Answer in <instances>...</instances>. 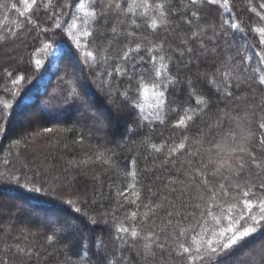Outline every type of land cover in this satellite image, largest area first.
<instances>
[{
    "label": "trees",
    "instance_id": "obj_1",
    "mask_svg": "<svg viewBox=\"0 0 264 264\" xmlns=\"http://www.w3.org/2000/svg\"><path fill=\"white\" fill-rule=\"evenodd\" d=\"M261 2L264 0H229L228 11L208 0H199L195 7L189 0H167L171 15L167 23L158 21L155 31L143 23L148 17H140V10L136 16L109 14L96 24L94 42L87 49H76L72 37L64 31L75 11L68 7L72 0H52L48 7L38 0L31 14L24 17L14 10L0 8V254L12 249L8 252L9 264H109L113 260L119 264H184L170 247L156 249L155 257L145 259L143 241L132 240L128 235L117 239L116 226L131 211H138L140 216L147 211L143 204L151 197L148 189L168 192L170 188L164 186L169 178L183 179L189 165L215 159L209 155V141L215 133L209 135V130L217 125V117L225 113L251 121L255 139L249 147L257 160H264V145L259 142L264 129L258 127L264 122V84L259 82V76L264 75V62L257 55L264 53V45L252 31L264 23L250 10H259ZM0 3L9 5V9L11 3H17L23 10L19 0ZM193 10L199 13V26L206 30L203 39L207 52L200 48L199 39H192L187 45L181 43L191 36L184 20ZM53 13L60 17L59 21ZM131 19H136L140 27L132 25ZM233 19L242 31L227 26L221 29L224 20ZM56 22L61 23L60 29L55 28ZM113 27L123 35L114 37ZM44 28L49 31L43 32ZM129 32L135 35H127ZM214 33L218 35L213 53L208 37ZM45 43L50 44L47 50ZM137 43L141 45L140 51L122 61L123 52ZM156 44H163L162 54L171 57L167 63L174 81L167 87L161 85L165 92L160 110L163 123L154 115L151 122L143 119L156 111L157 99L151 87L156 79L151 60L154 53L147 51ZM14 45L21 48L19 58H5L7 49ZM54 45L59 46L60 53L51 68L49 51ZM186 47L193 51L181 56ZM98 49H107L102 53L109 57L106 63L84 62L83 51L96 54ZM229 55L238 70L233 73L236 79L232 81L231 96L217 91L211 82L214 77L219 79L217 69ZM36 59L41 60L39 67L35 65ZM117 63L125 69L123 74L112 71ZM109 71L111 76L107 75ZM21 76L24 79L14 85L13 80ZM69 77L81 95L86 93V105L80 99L67 97L69 86L65 81ZM141 77L149 84L146 96L138 91ZM197 99L204 103L197 105ZM5 102L8 108L3 107ZM187 109H194L198 118L187 130L174 127ZM185 137L186 150L174 155L171 161L166 159L167 149L155 153L150 147L151 143L173 146ZM99 153H104V157L97 160ZM213 171V167L206 169L210 186L240 179L258 189L264 183V169L252 166L246 167L240 177H231L223 169L213 176ZM35 173H40L49 185L54 177L59 178V190L53 192L46 187L44 192L37 193L12 179L13 174L30 178ZM129 183H135L141 194L139 208L118 195ZM175 188V194L168 199L177 208L183 202H198L199 187L177 183ZM126 195L129 200L135 198L131 191ZM174 225L177 218L169 223L166 214L159 211L147 224L138 221V228L156 231L161 242L171 247L175 246L171 240ZM178 227L190 230L195 221ZM53 233L55 236L49 241ZM262 246L264 228H258L230 254H222L219 264H259V255L250 262L249 254L253 250L259 253ZM17 247L30 248L36 255L18 256Z\"/></svg>",
    "mask_w": 264,
    "mask_h": 264
},
{
    "label": "snow or ice",
    "instance_id": "obj_2",
    "mask_svg": "<svg viewBox=\"0 0 264 264\" xmlns=\"http://www.w3.org/2000/svg\"><path fill=\"white\" fill-rule=\"evenodd\" d=\"M43 3L45 7L51 6L52 0H39ZM199 0H189L191 6L195 7ZM19 3L23 5V10L18 6L17 3H11L10 9L9 5L0 3V8H5L8 10H14L19 14V16L24 17L26 14H31L33 8L38 5V0H19ZM210 4H217L221 8L230 11L229 0H208ZM68 7H74L75 11L72 13L71 20L67 24L64 31L72 37L76 49H87L91 43L94 42L96 35V24L103 17L109 14H122L127 16L128 13H132L133 16L137 15V10L139 11L140 17H148L143 23L149 25L152 30L158 28V21L167 23L168 17L171 15L170 6L167 4V0H72V3ZM254 12L259 20L264 23V2L259 4V10L256 7L250 9ZM155 16H152V13ZM63 13H61L62 15ZM187 14V13H185ZM56 16V20L59 21L60 17ZM200 16L198 11H191L188 19L184 20V23L189 26V31L191 32L190 37H186L181 41L182 44L187 45L192 39L200 40V48L207 52L209 51L207 43L203 39L206 35V30L199 26ZM130 23L135 25L137 28L140 24L137 23L136 19H131ZM231 30L242 31L239 23L234 19L230 22L224 20L221 25V29L224 27ZM55 28L60 29L61 23L56 22ZM43 32H48V28L42 29ZM259 36V43L264 45V26H258L252 29ZM112 33L115 36L123 35L122 33H117L115 27L112 28ZM226 35V32L224 33ZM127 35L134 36V32H129ZM218 33H214L213 36L208 37V41L213 44L210 49L213 53L216 51ZM50 48V44H44V50ZM141 45L137 43L135 47H129L127 51L123 52L122 61H127L131 59V53L139 52ZM107 49H98L96 54L91 50H86L82 52L84 62L92 61L93 65H103L107 62L109 57L102 54L106 52ZM147 51L154 53L151 56V60L154 64V74L155 80L151 82V87L153 89V95L157 99L156 111L151 115H145L144 120L151 122L153 115L156 120L161 123L164 122L163 117L160 115V110L164 105L165 92L161 90V85L167 87L169 83L174 81L170 77V70L167 61L171 57H166L162 54L163 44H156L153 47L147 49ZM193 50L191 47H186L180 52L183 56L185 52L191 53ZM159 53V54H157ZM261 57L262 62H264V53H257ZM78 59V57H74ZM232 56H227L225 60L222 61L221 67L217 69V74L219 79L215 77L212 79V83L216 85L217 91H224L227 96H231L230 91L232 87V81L236 79L233 76L235 71V65L232 63ZM248 59H251L248 57ZM35 65L39 67L41 65V60L36 59ZM118 74H123L125 69L120 63H117L115 68L112 70ZM112 71H109L107 75L111 76ZM258 71V70H257ZM24 77H19V80H13V84H18L20 80ZM259 82L264 84V75L259 76ZM65 83L69 86L66 90L67 97L72 99H80L83 104H87L88 101L81 95L77 88L74 86V81L69 77ZM138 91L142 92L145 96L149 91V84L145 83L144 77L140 78L138 85ZM127 96V93L124 94ZM203 99H197L196 104H203ZM4 108H8L9 105L5 102L3 103ZM139 107V105H137ZM95 118V117H94ZM198 116L194 109L184 110V114L176 120L174 127H181L187 130L190 127V123L197 119ZM227 125V126H226ZM259 129H264V122L259 123ZM46 132H51L52 129H45ZM213 136V139L209 141L212 147L209 149V155L215 156L214 160H198L194 165H189L186 169V175L183 179L180 177L169 178L168 184L165 185V189L170 191L162 193L160 190L153 192L152 189H148L151 193V197L148 198V203L143 204V207L147 211L143 212L142 216L138 214V211H131L124 221H121L116 226L117 239L123 240L125 235H128L132 240H142L143 241V253L145 259L155 257L156 249L164 250L166 247H170V250L175 253V255L184 261V264H219V257L224 254H230L238 248L246 238H249L252 234L257 232L258 228H264V183L259 185V188L249 185L247 181L241 182L237 179L235 183H220L218 186H210L209 180L206 175V169L209 167L215 168V171L211 172V175H216L221 173V170L231 174V177H240V174L244 172L245 168L248 166L255 167L257 169H264V160H257L253 152L251 151L249 145L255 139V134L252 131L251 121L247 117H234L229 113H225L223 117H217V125L209 130V135ZM185 140L175 143L173 146L167 144L157 145L151 143L150 147L155 153H161L167 149L168 156L167 160L171 161V158L180 154L186 150ZM259 142L264 145V137H261ZM104 157V153H99L96 157L100 160ZM105 163L108 161L105 160ZM73 162H69V166H72ZM76 167H80V164H76ZM133 178H135V173H133ZM12 179L15 180L17 185L25 187L29 191L33 192H44L46 187H49L53 192L58 191L56 187L60 183L59 178L54 177L52 184L49 185L40 173L33 174L32 177H22L15 174L12 175ZM23 179V184L21 181ZM229 179V177H225ZM189 184L193 187H199L201 190V195L198 198V202L194 205H190L187 202L181 203L179 208L174 205L169 199V195H174L176 192L175 185ZM28 185H31L29 188ZM62 187V185H61ZM131 194L134 199L129 200L128 193ZM258 191L261 193L258 195ZM235 193V195L233 194ZM183 195V189L181 190ZM119 196L124 198V201L136 205L137 208L140 205L137 201L141 199L140 192L136 191V184L129 183L127 187L118 193ZM155 198V199H154ZM159 199V202H156ZM72 203V201H69ZM124 205L121 204V207ZM191 209L189 211L188 209ZM181 209L184 211L182 212ZM76 211H79L77 208ZM157 211L165 213L169 218V223H171L172 218H177V225H174V235L171 240L175 241V246L171 247L165 242H161L160 234L154 230L145 231L143 228H138V221L143 224L149 223L152 216H154ZM195 221V227L192 229H184L178 227V225L183 224L186 221ZM130 221V223L128 222ZM71 225H64V227H70ZM165 240H168V236L165 233ZM55 236H49L48 239L51 241ZM12 249L0 254V264H9L8 252ZM16 255L25 256L31 258L36 253L32 249L19 248L16 249ZM259 255V264H264V246H262L259 253L253 250L249 254V261H254L255 257ZM109 264H119V261L113 260Z\"/></svg>",
    "mask_w": 264,
    "mask_h": 264
},
{
    "label": "rangeland",
    "instance_id": "obj_3",
    "mask_svg": "<svg viewBox=\"0 0 264 264\" xmlns=\"http://www.w3.org/2000/svg\"><path fill=\"white\" fill-rule=\"evenodd\" d=\"M21 53V48L19 49V46L14 45V48L7 49L5 52V58L9 59H17L19 58ZM60 53V48L57 45H54L51 47L49 51V64L51 68L55 67L56 59L58 58V55Z\"/></svg>",
    "mask_w": 264,
    "mask_h": 264
}]
</instances>
